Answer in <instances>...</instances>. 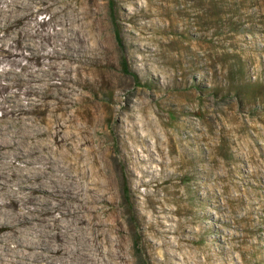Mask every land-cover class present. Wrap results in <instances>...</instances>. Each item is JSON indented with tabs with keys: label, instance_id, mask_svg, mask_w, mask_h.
<instances>
[{
	"label": "rangeland",
	"instance_id": "374dc122",
	"mask_svg": "<svg viewBox=\"0 0 264 264\" xmlns=\"http://www.w3.org/2000/svg\"><path fill=\"white\" fill-rule=\"evenodd\" d=\"M0 245L264 264V0H0Z\"/></svg>",
	"mask_w": 264,
	"mask_h": 264
},
{
	"label": "bare ground",
	"instance_id": "6f19581e",
	"mask_svg": "<svg viewBox=\"0 0 264 264\" xmlns=\"http://www.w3.org/2000/svg\"><path fill=\"white\" fill-rule=\"evenodd\" d=\"M25 251V250H24ZM40 251V250H39ZM79 251V250H78ZM82 251V250H81ZM19 252H21L19 249L17 248H7V247H4V246H1L0 245V264H33L35 263L34 261H37V260H33L32 262H29V261H25V260H21L20 259V255H19ZM26 252V251H25ZM84 252V251H83ZM14 254V255H17L16 257L17 258H12V259H9L8 258V254ZM23 253V252H22ZM31 253V252H30ZM42 255V258H43V253L42 252H35L33 253L34 256L38 257L40 255ZM23 255V254H22ZM28 255V252L27 254ZM29 255H32V254H29ZM22 257V256H21ZM30 257V256H29ZM81 257V256H80ZM85 257V256H84ZM82 258V257H81ZM84 260V259H83ZM41 261V260H40ZM77 261V260H76ZM80 261V260H79ZM73 263V262H71ZM35 264H38V263H35ZM75 264V263H74Z\"/></svg>",
	"mask_w": 264,
	"mask_h": 264
},
{
	"label": "trees",
	"instance_id": "16d2710c",
	"mask_svg": "<svg viewBox=\"0 0 264 264\" xmlns=\"http://www.w3.org/2000/svg\"><path fill=\"white\" fill-rule=\"evenodd\" d=\"M116 37L118 38V32H116ZM124 71L129 73L127 67L125 65H123ZM123 195L125 196V191L123 190Z\"/></svg>",
	"mask_w": 264,
	"mask_h": 264
}]
</instances>
